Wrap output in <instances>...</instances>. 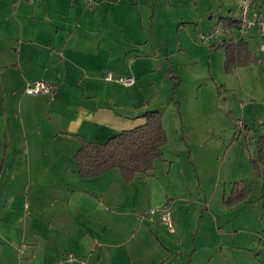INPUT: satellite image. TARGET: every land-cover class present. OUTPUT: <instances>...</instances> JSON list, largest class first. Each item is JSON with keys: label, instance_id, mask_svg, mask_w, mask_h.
Returning <instances> with one entry per match:
<instances>
[{"label": "crops", "instance_id": "0c3cea01", "mask_svg": "<svg viewBox=\"0 0 264 264\" xmlns=\"http://www.w3.org/2000/svg\"><path fill=\"white\" fill-rule=\"evenodd\" d=\"M151 3L0 0V264H264V234L207 233V212L180 250L193 225L177 217L168 235L151 214L169 203L154 173H78V135L106 142L145 122L143 81L164 58L147 51L163 39L162 11L141 10ZM39 80L52 91L28 94Z\"/></svg>", "mask_w": 264, "mask_h": 264}, {"label": "rangeland", "instance_id": "374dc122", "mask_svg": "<svg viewBox=\"0 0 264 264\" xmlns=\"http://www.w3.org/2000/svg\"><path fill=\"white\" fill-rule=\"evenodd\" d=\"M252 2L250 17L264 18V0ZM154 6L163 13V39L150 41L147 51L160 52L164 58L143 81L142 100L148 110L161 111L168 137L153 171L169 191V203L159 209L170 211L174 231L177 217L192 223L182 234L180 250L189 249L188 241L192 242L204 212L207 233L215 222L222 228L220 235H262L264 36L256 33V25L243 35L237 25L230 27L235 40L243 37L248 42L253 57L228 71L225 49L211 47L200 36L223 25L221 16L236 11L238 20V0H152L141 10L151 12ZM227 32L225 28L221 33L225 43L231 40ZM160 217L159 222L172 235L174 231Z\"/></svg>", "mask_w": 264, "mask_h": 264}, {"label": "trees", "instance_id": "16d2710c", "mask_svg": "<svg viewBox=\"0 0 264 264\" xmlns=\"http://www.w3.org/2000/svg\"><path fill=\"white\" fill-rule=\"evenodd\" d=\"M223 27L238 25L234 17H220ZM223 47L226 52L225 67L228 71L252 61L247 42L240 38L224 44H211ZM145 122L131 129L122 130L106 142L90 141L78 135L80 147L76 152L78 173L81 177H96L106 171L118 168L126 182L141 175L153 174L155 163L161 158L168 137L165 132L162 114L159 110H147ZM264 164V151L260 150Z\"/></svg>", "mask_w": 264, "mask_h": 264}, {"label": "built area", "instance_id": "2783aa9c", "mask_svg": "<svg viewBox=\"0 0 264 264\" xmlns=\"http://www.w3.org/2000/svg\"><path fill=\"white\" fill-rule=\"evenodd\" d=\"M29 2H33L34 0H27ZM239 8H240V16L238 18V25L237 30L240 35L245 34L248 32L253 26H257L259 29V32L264 36V18H259L258 20H253L251 15V7H252V0H238ZM225 31V28L223 25L219 24L215 29H212L207 34L202 33L200 38L204 43H209L210 45L213 43L216 44H224L226 41L223 39L222 32ZM107 78H112V73L107 72ZM119 80L124 84H132L134 83V78L131 76H121L119 77ZM53 89V85L51 83H48L46 81H36L34 83H31L26 88V92L30 95H38L40 93H50ZM151 214L158 213L159 215H162L164 218V221L166 222L167 226L169 227V230L171 232L174 231V227L171 220V213L166 208H160V209H152ZM75 257L73 255H69L68 260L72 261Z\"/></svg>", "mask_w": 264, "mask_h": 264}]
</instances>
